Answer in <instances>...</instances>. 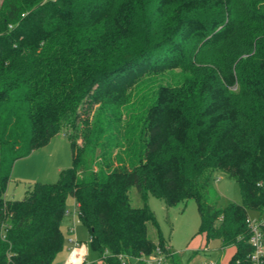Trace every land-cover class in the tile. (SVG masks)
<instances>
[{
  "label": "trees",
  "instance_id": "trees-1",
  "mask_svg": "<svg viewBox=\"0 0 264 264\" xmlns=\"http://www.w3.org/2000/svg\"><path fill=\"white\" fill-rule=\"evenodd\" d=\"M63 130L71 165L6 199L14 162ZM217 172L240 203L218 207ZM133 187L168 208L193 199L196 234L234 248L225 264H253L264 0H0V264H53L69 196L98 260L182 264Z\"/></svg>",
  "mask_w": 264,
  "mask_h": 264
},
{
  "label": "rangeland",
  "instance_id": "rangeland-1",
  "mask_svg": "<svg viewBox=\"0 0 264 264\" xmlns=\"http://www.w3.org/2000/svg\"><path fill=\"white\" fill-rule=\"evenodd\" d=\"M70 165V144L63 130L52 137L45 146L14 162L5 196L20 199L28 185L33 182H55L59 171ZM213 185L218 197V207L223 208L231 202H241L240 191L233 178L217 172ZM130 198L133 206L140 207L146 204L153 211L160 231L168 241L167 245L178 254L182 264H223L233 254V247L221 249L219 239H210L206 244L203 237L196 234L199 215L193 199L168 208L162 200L153 196H149L144 202L134 187L130 190ZM66 209L67 213L60 226L64 236L63 248L56 255L53 264H65L69 260L74 253L72 240L79 241L77 249L85 250L84 264H106L98 260L96 252L89 245L86 227L77 223V211L71 196L67 198ZM149 235L153 239L156 238L153 227H150ZM126 261L127 264H134L133 259Z\"/></svg>",
  "mask_w": 264,
  "mask_h": 264
},
{
  "label": "built area",
  "instance_id": "built-area-1",
  "mask_svg": "<svg viewBox=\"0 0 264 264\" xmlns=\"http://www.w3.org/2000/svg\"><path fill=\"white\" fill-rule=\"evenodd\" d=\"M248 224L251 230L249 242L253 247V251L250 254V259L253 264H262L264 261V232L262 229L264 225V219L257 217H250L248 219ZM72 242L74 243V246L78 244L76 240H72ZM144 259L147 264H166L165 259L162 255H150L144 257ZM126 260H130V258L128 259L122 258L121 264H127ZM133 260H134V264H136L137 260L136 259Z\"/></svg>",
  "mask_w": 264,
  "mask_h": 264
},
{
  "label": "crops",
  "instance_id": "crops-1",
  "mask_svg": "<svg viewBox=\"0 0 264 264\" xmlns=\"http://www.w3.org/2000/svg\"><path fill=\"white\" fill-rule=\"evenodd\" d=\"M149 197V196H148ZM147 197V198H148ZM6 199H15L14 196H11L10 198L7 197V195L5 196ZM147 200V199H146ZM145 200V201H146ZM77 223L81 224L80 221L78 220L77 217ZM78 242V244L76 246L73 247V252L69 258V260L65 263V264H84L85 263V250L82 249L81 251L79 249H77L79 247V241L76 240ZM172 247V246H171ZM227 262V261H226ZM226 262H224L223 264H225Z\"/></svg>",
  "mask_w": 264,
  "mask_h": 264
}]
</instances>
